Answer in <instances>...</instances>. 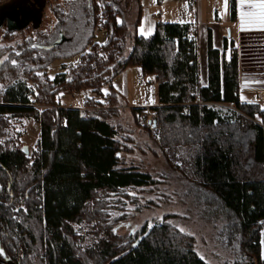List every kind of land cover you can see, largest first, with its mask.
Returning <instances> with one entry per match:
<instances>
[{"label": "trees", "instance_id": "obj_1", "mask_svg": "<svg viewBox=\"0 0 264 264\" xmlns=\"http://www.w3.org/2000/svg\"><path fill=\"white\" fill-rule=\"evenodd\" d=\"M136 3L64 0L53 6L56 30L44 38L40 33L42 40L36 41L50 45L59 30L69 40L52 48L26 44L10 54L0 47V57L7 56L0 65V227H12L9 233L16 245L26 247L28 264H209L196 250L194 237L169 220L143 226L128 238L119 235L109 212L112 202L126 209V189L152 187L159 180L123 164L120 134L99 114L72 107L39 112L30 101V86L12 84L26 77L44 105L54 104L62 90L104 94L108 85V94L120 99L113 80L137 65L158 83L160 106L151 107L152 124L170 165L181 160L187 172L189 164L199 181L193 185L204 199L200 205L208 209L204 217L209 221L213 213L225 219L222 244L240 255L237 264H264V105L241 100L239 56L233 51L230 60L223 58L211 30L203 84L193 23L160 20L154 34L132 33L125 18ZM237 3L231 0L234 20ZM98 28L108 33L105 44L97 41ZM223 46L229 48L226 39ZM74 55L78 63L53 81L40 77L39 71H47L56 58ZM133 112L145 114L146 109L134 107ZM13 114L41 116L40 150L33 160L1 140L9 125L5 115ZM183 146L190 150L186 157ZM107 213L110 218L104 221ZM73 222L93 229L91 244H77Z\"/></svg>", "mask_w": 264, "mask_h": 264}, {"label": "rangeland", "instance_id": "obj_2", "mask_svg": "<svg viewBox=\"0 0 264 264\" xmlns=\"http://www.w3.org/2000/svg\"><path fill=\"white\" fill-rule=\"evenodd\" d=\"M135 1L137 2L135 4L136 9L143 10L142 19L150 18L152 15L159 16L164 20L168 19L165 21L169 22L176 21L183 23L182 21H188V19H193V21L196 20V9H198V7L195 6L196 0ZM215 1L219 8L214 11L212 18L213 16H220L224 21L225 9L227 8L225 7L224 0H214V2ZM49 2L50 4L46 7V14H44L41 28L43 31L51 33L57 19L53 12V6L56 7L58 6L57 4H63L64 0H49ZM243 6L246 5L244 4ZM192 7L194 8L191 10ZM204 7L208 9L206 12V19L209 18V21H212V12L210 10L213 11L214 7L206 0ZM130 12L133 16V9L127 12L126 16H128ZM32 33L33 31L28 29L24 31L23 35H31ZM3 34L4 31L2 30L0 32V40ZM208 36L209 34L206 31L202 33V38H200V40L197 39L200 48L199 62L202 84L206 80V77H208ZM96 38L100 44H105L109 39L107 31L100 28L96 30ZM229 45L230 44H228V46ZM215 47L222 48L223 42L221 41L220 44L215 45ZM222 50V56L227 60H230L231 54L235 51L232 45H230L228 53L225 52V47H223ZM79 58V55L69 56L66 57V59L56 58L47 71H39L40 77L43 78V81H53L56 76L62 72H66L68 68H73L78 63ZM245 65H247V62H242V67ZM125 70L127 71L126 73L129 72L128 94H125L127 93V85L124 72H121V74L115 78L116 80H114V83L118 87L116 91L121 94L120 99H116L113 94H108V92H110L108 85L103 89L104 94H100L93 89L85 90V88L80 91H71V89L62 90L57 93L58 96H56L54 104L44 105V103H39L37 100V91L35 94L33 93L34 84L26 77H21V79L14 78L15 80L12 84L19 85L20 83H25L30 86L32 91L29 97L30 101L40 110L39 112L47 108L72 107L84 112L86 111L89 114H99L103 119L112 123L120 134L119 140L121 147H123L120 151V158L123 164L139 167L144 172L152 174L159 180V184L152 187L126 189L123 195V200L127 202L125 204V206L127 205L126 209L122 208V204L112 202L113 205L110 207L109 212L115 230H117L116 232L119 235L128 238V236L135 235L141 231L143 226L152 227L155 223H162L165 220H169L181 231L194 237L196 241V250L209 264H237L240 255L236 257L229 252L226 244H222L224 240L221 239L220 230L224 227L225 219H221V217L217 218L213 213H211V219L209 221L204 217L205 213H208V209H204V205H200L203 204L204 199L198 196V186L193 185L194 181L198 183L199 181L195 176L192 177L193 172L190 171L189 164L187 167L190 172L183 170L182 167H184V163H182L181 160H179L173 168L155 138L156 131L152 124L155 119L151 107L155 106L153 105V101L156 91H154L153 81L155 82L156 78H154L153 75H141L140 68L137 65ZM24 80L28 83L24 82ZM260 90H263L262 94H264V89ZM88 98H92L93 101L87 106L86 101ZM246 98H250V95L246 96ZM133 101H137L138 103L132 104ZM155 104L157 105V102ZM140 106L146 109L145 114L133 112L134 107ZM5 117L9 125L5 126V133L1 140L6 141L12 148L15 147L23 150L27 147L29 149L27 156L29 155L33 160L38 150H40L42 134L41 116H19L13 114L5 115ZM189 151L190 150L187 149L186 146H183L180 152L186 157L190 154ZM32 160H30V165ZM114 200L117 201L116 198ZM215 209L217 208L215 207ZM108 215L109 213L103 216L104 221L110 218ZM12 220H14V225L19 221L17 215L14 216ZM73 225L78 234L77 244L83 247H85L86 244H91L93 229L87 226L86 223L77 224L73 222Z\"/></svg>", "mask_w": 264, "mask_h": 264}, {"label": "crops", "instance_id": "obj_3", "mask_svg": "<svg viewBox=\"0 0 264 264\" xmlns=\"http://www.w3.org/2000/svg\"><path fill=\"white\" fill-rule=\"evenodd\" d=\"M210 2L212 5L213 11L211 14V20L209 21V18L206 19V12L207 8L204 7L205 0H196L195 6L198 7L196 9V20L193 21H182L183 23L191 22L196 27V35L197 39L200 40L202 38V33L206 32L208 33V30L212 31L213 36V42L215 45L220 44V42H224L226 39L228 41V44L232 45L233 49H235V52L238 54L240 59V97L242 101H251V102H258L262 103L264 105V94H262L264 89V30H261L257 27L249 26L245 30H241V13L242 12H254L255 9L250 7L249 3H246V6L241 5L240 0H238L237 3V15L236 19H232V11H231V0H227V8L225 9V20L223 21L220 16L212 18V15L214 14V11L218 10L219 6L214 2V0H206ZM254 2V0H252ZM225 4V0H224ZM194 6V5H192ZM242 7V8H241ZM194 7L191 8V10ZM204 9H205V16H204ZM141 9L137 10L136 6L133 7V16L131 15V12L128 16H126V21L128 24H130V29L132 33H138L139 35L147 36L148 34H154L156 31V25L159 23L160 20H164L161 17L157 16H150V18L142 19V11ZM137 11V12H136ZM141 12V14H140ZM140 14V16H139ZM140 19V24L137 25V21ZM208 21H206V20ZM168 20V19H165ZM164 20V21H165ZM169 22V21H165ZM144 29V32L141 33V29ZM232 41V42H230ZM230 42V43H229ZM229 48L225 50L226 53L229 52ZM224 47V46H223ZM222 47V49H223ZM223 51V50H222ZM242 62H247V65L242 67ZM125 80H126V92L125 94L129 93V86H128V80H129V72L124 70ZM141 75L142 72L140 70ZM144 76V75H143ZM116 80V79H115ZM206 82V80L204 81ZM203 82V83H204ZM113 86L115 89H117V85L114 83L113 80ZM154 91L155 92V99L153 102V105L158 106L159 105V97H158V83L153 81ZM258 92V93H257ZM250 98H246V96H249ZM252 95V96H251ZM246 98V99H245ZM136 103L137 101H133V103ZM157 102V105L155 104ZM138 103V102H137ZM138 106V104H137ZM141 107V106H140ZM142 108V107H141ZM262 257L264 260V227L262 229Z\"/></svg>", "mask_w": 264, "mask_h": 264}, {"label": "flooded vegetation", "instance_id": "obj_4", "mask_svg": "<svg viewBox=\"0 0 264 264\" xmlns=\"http://www.w3.org/2000/svg\"><path fill=\"white\" fill-rule=\"evenodd\" d=\"M8 1L9 0H0V4H3ZM34 1L35 0H33L32 2ZM48 4H50V2L49 0H46V7L48 6ZM45 10H44V13H45ZM54 26L55 27L53 28V30H56L57 25L55 24ZM8 29L9 28H8L7 22L4 24V26L0 28V32L2 30L4 31V34L0 40V47L2 49H7V50L10 49L9 54L12 51H15L17 48L19 49L24 48V45L26 44H30L33 48H38V47L39 48H49V46L51 45V44L43 45L42 43H39V42L37 43L36 41L37 37H38V40H42V38L39 37L40 33L42 34L43 38H44V35L50 34L48 32L43 31L41 26L40 28L34 29V27L30 25L29 27L27 26V28H24L22 31H16V32L9 31ZM28 29L33 31V33L31 35L29 34L23 35L24 31ZM62 34L66 37L65 41L69 40V37L66 35V32L62 30H59L58 37L55 38V40L59 41ZM6 57L7 56H4V55L0 57V65L2 64V59H7ZM22 151H24V149ZM27 151L29 152V149ZM28 152L24 151L26 155L28 154ZM9 229L12 230V227L11 226L9 227L4 226L2 228L0 227V250H2V253H0V264H28L29 261H27L28 258H27V250L25 249L26 247L21 245V243H19L18 245L15 244L11 236L12 234L9 233L10 231ZM8 238L10 239V242H8L7 240Z\"/></svg>", "mask_w": 264, "mask_h": 264}, {"label": "water", "instance_id": "obj_5", "mask_svg": "<svg viewBox=\"0 0 264 264\" xmlns=\"http://www.w3.org/2000/svg\"><path fill=\"white\" fill-rule=\"evenodd\" d=\"M9 0L0 4V28L7 22L9 31H22L32 25L34 29L40 28L44 18L46 0ZM66 37L62 34L59 41H53L49 48L64 43ZM28 148L25 147L24 151ZM120 156V155H119Z\"/></svg>", "mask_w": 264, "mask_h": 264}, {"label": "snow or ice", "instance_id": "obj_6", "mask_svg": "<svg viewBox=\"0 0 264 264\" xmlns=\"http://www.w3.org/2000/svg\"><path fill=\"white\" fill-rule=\"evenodd\" d=\"M241 5L246 3L250 4V7L254 8V12H242L241 13V30H245L247 27H257L261 30H264V0H240ZM225 7H227V0H225ZM144 32V29H141V33ZM15 64V61H12ZM154 102V101H153ZM2 253V250H0Z\"/></svg>", "mask_w": 264, "mask_h": 264}, {"label": "built area", "instance_id": "obj_7", "mask_svg": "<svg viewBox=\"0 0 264 264\" xmlns=\"http://www.w3.org/2000/svg\"><path fill=\"white\" fill-rule=\"evenodd\" d=\"M198 100H199V98H198ZM134 103H135V102H134ZM134 103H133V104H134ZM202 104H203V103H202ZM229 107H231V108H232V107H233V104H232V105H230ZM189 112H190V110H189V108H188V109H187V113H189Z\"/></svg>", "mask_w": 264, "mask_h": 264}]
</instances>
